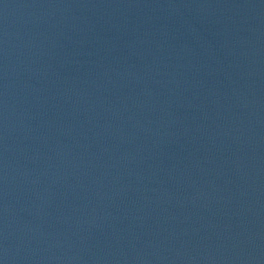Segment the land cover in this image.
I'll return each mask as SVG.
<instances>
[{"label":"water","instance_id":"water-1","mask_svg":"<svg viewBox=\"0 0 264 264\" xmlns=\"http://www.w3.org/2000/svg\"><path fill=\"white\" fill-rule=\"evenodd\" d=\"M0 134L142 264H264V0H0Z\"/></svg>","mask_w":264,"mask_h":264}]
</instances>
